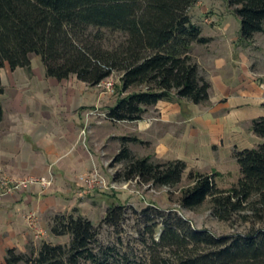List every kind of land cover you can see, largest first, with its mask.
Returning <instances> with one entry per match:
<instances>
[{
    "label": "trees",
    "instance_id": "1",
    "mask_svg": "<svg viewBox=\"0 0 264 264\" xmlns=\"http://www.w3.org/2000/svg\"><path fill=\"white\" fill-rule=\"evenodd\" d=\"M196 1L0 0V98L5 92L1 74L6 64L13 70H30L36 55L47 76L58 80L76 76L95 87L120 73L122 92L136 91L111 108L108 118L113 122L141 121L161 101L206 104L211 83L191 55L194 44L209 42L190 16ZM228 2L241 19L243 41L264 33V0ZM107 34H121L122 39L111 44ZM3 118L0 102V121ZM252 130L264 139V116L253 121ZM137 142L141 141L136 137L121 138V149L110 166L124 165V169L115 173L114 181L139 180L157 187L183 182L188 169L184 161L138 158L130 149ZM234 156L241 171L236 186L221 189L215 175L191 171L192 185L183 191L180 205L194 211L210 201L219 219L247 213V220L256 218L263 228L245 236L218 238L196 230L176 211L150 207L142 214L147 223L154 222L150 231L156 246L174 254L172 259L155 257L153 264H264V142ZM125 215L126 206H111L103 223L118 227ZM159 224L163 229L156 242ZM51 233L68 237L69 242H46L26 253L9 250L6 264H134L116 248L98 253V229L84 216L58 215Z\"/></svg>",
    "mask_w": 264,
    "mask_h": 264
},
{
    "label": "crops",
    "instance_id": "2",
    "mask_svg": "<svg viewBox=\"0 0 264 264\" xmlns=\"http://www.w3.org/2000/svg\"><path fill=\"white\" fill-rule=\"evenodd\" d=\"M243 43L238 37L228 49L220 48L221 53L230 54V66L221 62L207 67L199 61L201 74L211 83L208 103L161 101L136 122L108 118L118 100L108 99L101 85L90 86L76 76L48 77L42 59H32L30 70H13L6 64L1 74L5 92L0 98L4 109L0 121V264H6L9 250L26 253L43 243L68 239L51 234L58 215L93 221L88 211L100 207L99 202L107 197L98 193L85 197L80 178L96 170L105 173L110 162L105 148L110 140L115 141L116 155L122 137H136L143 144H130L135 156L134 146L141 144L151 148L160 161L181 160L187 172L202 174L218 169L227 153L235 157V152L263 143L252 124L264 116V76L259 77L251 66ZM123 125L130 126L125 135L112 131ZM2 179H46L52 184L6 192L1 189ZM107 200L111 202L106 209L122 205L112 204L111 197Z\"/></svg>",
    "mask_w": 264,
    "mask_h": 264
},
{
    "label": "rangeland",
    "instance_id": "3",
    "mask_svg": "<svg viewBox=\"0 0 264 264\" xmlns=\"http://www.w3.org/2000/svg\"><path fill=\"white\" fill-rule=\"evenodd\" d=\"M190 16L192 21L202 28L203 36L209 39L207 44H194L192 46L191 55L196 63L199 65V61L201 60L203 64L206 62L207 67H210L212 64L227 62L230 66L227 61L230 54H227V51L221 53L220 48L227 47L228 49V46L233 43V39H237L238 37L241 39L242 22L236 12V8L232 7L228 0H197L190 9ZM107 37L111 44H117L122 39L121 34H107ZM225 39H227L226 42ZM228 41L230 42L229 44ZM244 43L242 48L247 50V59L251 62V66L254 67L259 77L264 76V33L259 36L256 35L255 40L251 42L244 41ZM239 51H243V49ZM209 54L210 57H207ZM32 59H41V57L33 55ZM217 59L218 61H216ZM121 78L120 73H115L101 84V91L106 92V97L112 102L136 91V89H133L128 93H123ZM108 83L112 84L111 89L107 87ZM129 128L130 126L123 125L118 126V128H112V131H115L117 135H125V132H128L126 130ZM134 147L138 156L148 154L154 160H158L151 148L143 147L141 144ZM114 148L115 141L110 140L105 148L110 162L108 167L104 168L105 173L102 174L100 172V175L105 179V183L98 184L94 189L89 190L85 188L84 182H81L80 179L85 197L88 194L98 193L103 195L104 198L107 197V199L111 197L114 200L112 204L122 203V205L126 206L125 219L118 227L103 223L108 210L106 207L110 204V200L102 198V201L99 202L100 207L88 211L89 214L87 216L93 218V222L98 229V243L95 245L98 253H103L108 248H116L119 254L130 256L134 264H153L155 257L172 259V255L174 254H171L169 250L162 251L160 248L158 249L154 238H152L150 229L154 226V222L147 223L143 217L142 213L144 210L150 207L159 209L165 213L176 211L185 220L190 221L196 230L207 231L218 238L245 236L255 229L263 228L262 224L256 222V218L247 220L246 217L250 216L247 213L236 214L230 220L219 219L214 215L210 201L194 211L184 209L180 205V200L183 191L192 185V182L188 179L189 172L185 174L183 182L176 187H157L143 184L139 180L131 182L114 181L115 173L124 169V165H118L115 168H111L110 166L112 162L111 158L116 155ZM234 158L233 156L229 157L227 153V156L222 161L218 160L222 162L218 165V169L204 174L215 175L218 187L221 189H231L238 184L241 178L240 166ZM194 172L203 173L199 171ZM105 193H108V195ZM162 229V225L157 227L156 242L160 240ZM63 240V243L69 242V238ZM203 247H206V251L209 250L207 246ZM83 264L93 263L87 262Z\"/></svg>",
    "mask_w": 264,
    "mask_h": 264
},
{
    "label": "built area",
    "instance_id": "4",
    "mask_svg": "<svg viewBox=\"0 0 264 264\" xmlns=\"http://www.w3.org/2000/svg\"><path fill=\"white\" fill-rule=\"evenodd\" d=\"M107 87L112 88V84L108 83ZM81 182H84V186L87 189H94L98 184L105 183V179L100 175L99 171H94L90 174H85L81 176ZM43 184L45 186H51L52 182L47 181L46 179H29L21 182L12 181L11 179H2V188L3 191L11 192L13 190H18L22 187L33 185V184Z\"/></svg>",
    "mask_w": 264,
    "mask_h": 264
}]
</instances>
